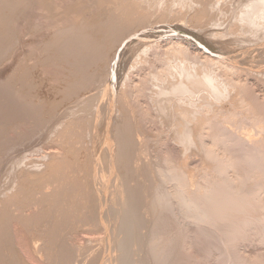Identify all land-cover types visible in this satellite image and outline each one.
<instances>
[{
    "label": "bare ground",
    "instance_id": "6f19581e",
    "mask_svg": "<svg viewBox=\"0 0 264 264\" xmlns=\"http://www.w3.org/2000/svg\"><path fill=\"white\" fill-rule=\"evenodd\" d=\"M93 1L94 0H0V64H3V62L6 63L7 60L5 61V59H14V54L17 53L14 59V62L16 60L15 68H13L14 70L11 71L10 74H7V76L5 75L6 78L5 80L3 79V83L2 80L0 82V95H2L3 98L2 99L0 96V100L2 99L0 103L6 101V103H4L8 104L5 107V104L1 105V103L0 105L2 109L4 107V110L8 105L10 108L12 105V110L9 109L10 113H14L18 109V112L15 114H10L9 112L4 114L2 113L4 110H0V116L3 118L2 121L4 123L12 120L10 121L11 123L13 122V118H17L14 120L16 123L14 122L15 125L12 127L14 131H11L9 128L12 132L9 131V133L12 137L16 134L15 137H11L12 139L9 137L11 140L7 139L9 135L7 134L8 132L6 133L7 135H5V133L3 134L4 131L8 130L6 128H2L3 132H0V166H3L6 162V165L8 164L10 167L5 171L8 182L5 184V193H3L6 197L0 200V214L2 213L3 216L6 214L7 216L8 214L13 215L17 212L19 215L15 214L14 219L16 217L25 227H28L30 224L32 229H37L38 233H36V237L38 234L39 240L36 242L37 244H35L37 245V249L39 248L38 251L40 253L42 252L41 255L44 256L43 258L46 259L45 261L51 264L57 261L56 264L76 263V256H78L76 255V248L72 247V244H69L70 242H68V239H71L72 237L70 236L74 235L76 231H81V229L92 231L89 230V228H98L99 231L101 229L108 233L106 240L108 244L113 242L114 251L116 252L113 260H110L112 264H207L208 259L213 257L214 253L216 254L217 251L220 252L219 255L218 252L216 254L218 256L216 260L219 264H263V261L261 262L260 259H257L258 257L251 259H248L246 256L244 257V255L239 253L238 247L242 245L241 243H245L247 240L250 241L249 239H251L252 236H257L256 238L264 243V202L262 199V195L264 197V142L259 140H257V142L256 140H248V144L249 142L251 143L249 145L250 147L245 145L246 148L249 147L247 152H245L246 148L244 146L245 150H243L245 154L239 156L240 160L238 159L239 161H237L236 156H232V153L238 150L234 151L235 149H233V152H230L231 149L225 142V140H229V137H226L227 131L224 130L225 128L222 130L223 127L221 126V123L224 121L225 124L229 123V126L230 123L231 125L233 124V121L229 120L228 122V119L225 118V120H223V115H221L222 112L216 111L217 114L220 113L222 122L220 124H211L213 126L210 125V127H207V124L204 122V124H206L204 128L209 130L205 132L206 130L204 131V128L203 131L200 128V131L203 133H200V131V134L196 132L198 134L196 136L198 139L195 136L193 137L201 144V146L199 145L200 147L203 146V154H206L204 156L212 159L211 161L215 160L214 162L216 163H214L215 166L212 172L216 170V175L218 176L220 174L219 176H222V178L219 177V182H215L216 177L213 178L212 180L215 179L214 183L211 184L209 181L211 185L208 183V186L202 182L200 185H205L207 188L204 186V188L201 189L202 186L199 188L198 186L200 185H197L198 182H195L194 187L190 184L188 173L182 168L183 166H177V163H174L168 154L166 156L167 158L165 156L164 158L160 156L162 162L153 166L152 163L154 164V162L145 161L150 155L147 153V141L143 140L147 133H142L143 131L140 132L143 127H141V125H146L145 123H148L146 121L149 120L152 122L155 118L154 116L151 120L149 119L151 116L153 117V115H151L153 110L150 111V105L145 104L146 106L144 107L146 109L138 108L141 102L140 100L142 99L143 101V98L147 100L146 97L151 99L156 98V103L152 101L155 104H153V106L155 107L157 105V113L168 118L167 121H169V126L171 131L173 130V134L176 136L175 138L179 141H187V138L189 140L193 133L188 129L187 123H191V121L196 118L199 113L198 106L201 105L199 104L197 106L196 100L198 101V98H205L204 100H206V98L212 96L219 100V98L224 97L227 92V85L231 87V85L237 84L236 79H240L237 78L239 75L235 76L236 83L233 81V75L239 73L242 68H240L237 63L231 65L225 63L223 61L225 58L222 56H214L215 58L208 56L204 59L205 69H196L195 64L197 65V63L195 62L198 57L195 59L188 55V51L186 52L187 47L184 48L185 46L182 44L183 38L178 35L169 39L161 38V41L156 40L154 43L149 40L141 41L135 45V47L133 46L134 48L132 47L131 52H129L131 53V57L135 55L138 59L140 56L144 57V55H149L147 70L145 71V68L141 66L139 69L137 68V71L135 70L136 74H134L132 73V69L136 65L132 64L125 74V79L123 77V82H121L120 86V72H114L115 68L113 65L117 57L119 58L121 56L118 50L122 46L128 45L126 42L129 37L145 29L156 30L160 27L159 25L169 23V19L174 22H176L175 20L177 19L178 22V18H183V15H180L182 11L180 9L184 8V13H186L188 9L190 12L193 5L197 6L196 13H194L192 17L191 15L193 12H190L191 15H189L190 13L184 15H189L187 19L192 18L191 21L190 19L187 20L191 23L190 27H193L200 33H205L208 38H213L211 41L215 40L218 36L220 39H223L221 37L222 35L216 34L218 31L214 32V30H216L215 26H218L216 15L218 14L219 16V14H223L222 12H225L227 10L226 7L229 6L225 5L226 9L223 11L220 6L221 4L224 6V0H181L178 11L176 10L177 8H174L176 10L175 12V10L170 9L168 5L160 8L159 5L162 4V0H97V14L94 12L95 14L91 16L88 15V18H83L82 15V17L80 16V18H77L80 12L86 9H83L85 4L87 5L85 7L88 8V3L90 4ZM102 6L105 7V9ZM93 7L92 5V8ZM99 7L103 8V12L100 11L102 10L101 8L99 10ZM156 9L157 14L154 11ZM193 9L194 8H192V10ZM230 10L231 17L227 19V28H224L225 25L223 26L225 30L228 29L227 32L232 31L233 33L235 31V33H237L236 31L239 29H242V31L245 30L244 27H253L254 25L255 28V25L257 27V23H264V0H232V8H230ZM67 12L69 14L71 13L70 18L66 16ZM71 15L74 19H71ZM85 15L87 16V14H84V16ZM221 17H223V15ZM233 21L242 23L243 26L239 24L231 25ZM189 22H187V24H190ZM52 24H54L53 27ZM57 25H60V27H56ZM262 28L264 29L263 26ZM223 31L221 30L222 33H224ZM261 32L263 31L261 30ZM232 33H230L232 35L231 38L235 35V33ZM227 34L228 37L230 34ZM224 36H226V33ZM228 40L231 39L228 38L227 41ZM234 40H236V37ZM215 41L217 42L218 39ZM222 41L224 42L222 44L228 46L227 41ZM231 42H234L233 39ZM187 45L188 44H186V46ZM114 48L115 52L113 51ZM125 48L123 47V49ZM17 49H23V51L20 52L17 51ZM112 51L113 54L111 56L110 53ZM192 52L195 53V51ZM143 57L139 59L142 61ZM202 57L200 59H202ZM237 57L240 56L226 58L229 61L233 60L235 62ZM146 59L147 58H145V60ZM188 59H190V61L193 60V62L196 60L194 62L195 64L193 62L188 63ZM49 61L51 64V61L60 62V66L62 65L65 68H61L66 72L63 73L64 75H61L62 77L60 76L62 78L60 80L62 81L61 84H63L61 88L58 87L59 81L57 82L58 88L56 89V87L52 88L51 86L45 87L43 85L44 82L42 83V80H40V76V79L38 78L37 70L40 67L39 65L43 63L42 65L45 66L46 62L49 63ZM200 61L197 62L202 64L203 60ZM14 62L12 61L11 63L14 64ZM223 64L229 65L224 68L226 78L224 79L222 77L223 83H221L218 74L215 73L217 74L216 76L212 71L215 67L212 70L210 69L214 65L223 67ZM261 64L262 63L259 65ZM60 66H57V68L60 69ZM200 66L199 64L198 67ZM47 67L49 66L47 65ZM57 68L55 67V69ZM261 69H263V67ZM6 70V72H8V69ZM33 71H36L38 81L32 79V82L30 80L29 77H32L30 75L33 74ZM243 73H245V71ZM34 75L35 74H33V76ZM241 81L242 80L238 81V84ZM242 83L243 89L247 81L246 83ZM102 84L103 88L100 91ZM238 84L237 87H239V91L242 92L239 86L241 84ZM97 86L100 87V95L105 102L99 105L95 104L97 105L95 106L93 103L94 100L97 103L98 97H96L97 95L94 92L97 91ZM154 87L156 89L155 92L153 91ZM245 87L247 86L245 85ZM150 90L152 93L154 92V95L148 96L150 93L147 94V92ZM205 90L208 91L209 95H204L206 92ZM249 96L245 95V97H243L248 98ZM251 97L250 99L253 98ZM235 100H237V98ZM232 102L234 101L232 100ZM117 104L118 107H116ZM227 107L230 108L232 106ZM93 108L95 109L93 110ZM232 109L234 108L232 107ZM237 110L236 106L234 112L239 113ZM3 114L19 116L8 117L7 115L2 116ZM223 114L225 115V113ZM229 114L232 115L231 112ZM230 115L229 117L233 120L234 118ZM5 117L8 118L5 120ZM26 117L31 121L28 122ZM204 117L205 116L202 118ZM211 117L209 122L206 119L205 121H207V123H210L211 120L212 122H216L215 120L217 118L215 116ZM225 117L227 118L228 116ZM104 118L106 119V132L105 138L102 137V146L104 147L103 152L105 153L101 155L97 153V149L93 144L90 145V140L88 143L91 148L88 147L86 138L92 134L91 132L95 128V123ZM161 118L160 120H162ZM247 118L245 119L246 121L244 120L245 123L247 122ZM22 119H24V123L26 120L27 125L29 123L30 127L20 131L18 125L22 123ZM203 120L204 119H202L201 122H203ZM137 121L139 124L142 123L138 125L140 128H137ZM154 121L155 120H153V122ZM244 121L242 124H244ZM4 123L1 124L4 125ZM260 123L262 122L260 121L259 124ZM1 124L0 126H2ZM11 124L5 126L7 127ZM193 124L196 126L197 121ZM204 124H202V127ZM153 125H155V122ZM218 125L221 126V128ZM16 126L18 127L16 128ZM43 128H46L45 136L50 138L49 141L52 148L51 151L46 152L47 155L42 154L40 156L41 159H39L45 167L43 171L44 174L33 180V176L35 175L33 174L34 172L31 171L34 167L31 171L26 169L30 163L26 162V160L29 159L27 152L33 148V146L29 147L30 144L38 141V138H36L37 140L35 139L36 141L34 138L39 135V132L42 131ZM240 129L238 130L240 131ZM158 130H156L157 133ZM2 134L7 137L4 138ZM249 136L250 135H248V137ZM230 137L233 144L232 138L235 136ZM90 138L92 139L93 137ZM206 138L207 141H205ZM40 139H42L41 141L44 140L43 138ZM240 144L242 145V143H239V145ZM217 147H221L220 151L223 150L224 152H219L221 153L219 154L217 152ZM145 156H147V158H145ZM209 158L208 160H210ZM234 159L236 161H234ZM155 162L158 163L157 161ZM242 164L245 165L246 168ZM99 166H102V168L104 166L109 170L114 182V186H112L113 190L109 197L107 195L108 192L106 193L109 187L107 186L105 190V180H103L106 177H104V173L102 174V171L99 170ZM30 167L28 166V168ZM106 171L105 173L107 174ZM230 171L233 172H231L233 174L231 177L228 175ZM207 178L208 177H206V179ZM197 180L199 179L197 178ZM202 180L205 181L204 178ZM202 180L199 181L201 182ZM147 182H150L152 185L146 184ZM35 183L40 184L39 191L34 188L36 186L34 185ZM50 183L56 185L52 186ZM45 184H50V186L53 187V189L51 188V193L48 191V187L46 188ZM150 185L155 186L154 189L151 188L153 189L151 192L149 190L151 187ZM67 193L71 195L70 197L74 194V198L72 197L74 201L72 198L69 199ZM68 199L72 201L67 202ZM44 201L45 203L47 201L48 205L45 207L48 211H50L49 208H54L53 211L51 208L52 215H49L51 211L50 213L48 212L49 214L46 213L47 210L45 209V211L43 209V205L39 207V210L40 212L43 210L44 214L38 211L39 216L37 215L36 220H33L30 216H24V212L27 208L31 205H34L36 208V205H42ZM50 202L52 205L51 207H49ZM72 203H75V205ZM78 207H80V209H78ZM250 208L252 210L255 208L260 211V213L262 212L261 216L253 217L250 214ZM79 210L82 213H80ZM76 212H79L80 215L77 216L78 218L75 216L73 220L71 215ZM11 215L7 217L11 218ZM43 215L49 216L45 219ZM3 216L1 218L5 220V223L10 220L6 216ZM30 218L32 221H30ZM70 219H72L73 222L69 221ZM68 221L71 223L69 224ZM169 221H172L175 225H173V227L177 229L175 231L173 230L172 233L178 232V235L174 236L175 233L168 235V227H170ZM4 222L1 225L5 224ZM32 222L34 223L33 225ZM5 226L6 225L2 227ZM2 227L0 226V228ZM3 230H0L2 236L3 232H5ZM32 233L30 234L32 235ZM6 235L7 233L4 234V239H6ZM200 237L202 240L205 239L208 243L205 241H203V243L205 242V244L210 247L209 249L207 246L205 250L206 254H203V258L198 256L199 254H196V251L193 250V247L196 245L195 243L198 242L196 240L201 239ZM33 239H35L34 236ZM0 240L3 241L2 238ZM2 241L0 242L2 243ZM39 241H41V244ZM4 242L7 243L8 241L4 240ZM1 243L0 246L2 245L3 248L4 246H6V249L9 248L7 247L8 243ZM12 247L14 248V246ZM105 247L108 249L107 245ZM103 249L104 252H106L105 248ZM3 251L4 250L1 252ZM6 251L7 250L4 252ZM81 253H79V256ZM0 254V264L16 263L14 262L16 259L15 256H13L14 253L11 256L8 255L9 257H6L3 253ZM36 254L38 255V253ZM1 256H5L6 258H1ZM105 256L104 258H106ZM12 257L15 259L13 260Z\"/></svg>",
    "mask_w": 264,
    "mask_h": 264
},
{
    "label": "rangeland",
    "instance_id": "374dc122",
    "mask_svg": "<svg viewBox=\"0 0 264 264\" xmlns=\"http://www.w3.org/2000/svg\"><path fill=\"white\" fill-rule=\"evenodd\" d=\"M96 2V4H95V2ZM93 2H91L90 4L88 3V8L87 7H85V6H87L86 4H85V6L83 7V9L84 8H86L84 11H81L80 12V14L77 16V18L79 17L80 18V16L82 15L83 16V18L85 17H87L88 18V15L89 16H91V15H93V14H97V12H98V10L96 11V9H98L97 7V5H98V1L97 0H94ZM183 1V0H182ZM184 1H186V0H184ZM181 2V0H162V4H160L159 5V7L161 8L162 6H166V5H168L169 7H170V9H172V10H175L176 8V10L178 11V9H179V3ZM95 4V5H94ZM91 5V6H90ZM92 5L94 6L93 8H95V9H93L92 8ZM171 5V6H170ZM223 5L224 6H222V4H221V8H222V10L223 11H225V9L227 8V12L225 11V12H222L223 14H219V16H218V14L216 15L217 16V25L218 26H215L216 27V30H214V32L215 31H218L216 34L218 35H222L221 37L223 38V39H220V37L218 36L215 40H217L218 39V41L216 42L215 40H213V41H211V39H213V38H211V37H209L208 38V36L204 33H200L198 30H196V29H194L193 27H190V25H191V23L189 22V21H187V20H189V19H187L188 18V16L189 15H191V13H192V15H191V17L193 16V14L194 13H196L195 11L197 10V6H195V5H193L192 7H191V10H190V12H189V9H188V11L186 12V13H184L185 11H183V10H185L184 8H182V9H180V10H182L181 12H180V15H183V18L181 17L180 19L178 18V22H177V19L175 20L176 22H174V21H172L171 19H169V23H166V24H163V25H159L160 27L158 28V29H156V30H152V29H145V30H142V31H139V32H137L136 34H134L133 36H131V37H129L128 38V41L126 42V44H128L127 46H122L118 51H120L119 53V55H121L119 58L117 57V59H116V61L113 63V65H114V72H117L118 73V71L120 72L119 73V86L121 85V82H123V77H124V79H125V74H126V72L130 69V67L132 66V64H134V65H136V66H134V68L132 69V73H134V74H136V71H137V68L139 69V67H144L145 68V71L147 70L146 68H147V65H148V63H147V61H148V56L146 55H144V57L143 56H140L139 58L141 59V57H143L142 58V61L139 59H137V57L135 56V55H132V57H131V53H129V52H131V49H132V47L134 46L135 47V45H137L138 43H140L141 41H153V43H154V41H161V38H166V39H169V38H173L174 36H176V35H178V36H180V37H182L183 38V42H182V44H183V46H185L184 48H188V50H187V48H186V52L188 53V55L190 56V57H192V58H195V59H197L196 57H198V59H197V61H200V60H203L202 62V64L204 65V59H206L208 56L209 57H211V58H215V57H218V56H222V57H224L225 59L223 60L225 63H229L230 65L231 64H238L239 66H240V68H242L244 71H245V73H243L244 71L241 69V71H239V73H237L236 75H233V81L235 82V76H241V77H237L239 80H237L236 79V81H237V84H238V81H240V80H242L239 84H241V85H239L240 86V88H241V90H242V92L241 91H239V87H237V84L236 85H231V87L229 86V85H227V92H226V95L224 96V97H221V98H219V100L218 99H215L213 96L212 97H209V98H206V100H204L203 98H198V101H200V102H202V103H200V102H198L197 100H196V105L198 106L199 104H201V105H199L198 107H199V109H198V114H197V116H196V118L194 119V120H192L191 121V123L189 122V123H187V127H188V129H190V132L191 133H193V134H191V136H190V139L188 140V138H187V141L186 140H178V139H176L175 137L176 136H174V134H173V130L171 131V128H170V126H169V121H167L168 120V118L167 117H165L164 115H162V114H159V113H157V105L154 107L153 106V104H154V102L156 103V98L154 99V98H148V97H146V99L147 100H145L144 98H143V101H142V99L140 100L141 102H140V105H138V108L139 109H146L144 106H146L145 104H147V105H150L149 107H150V111H152L151 112V115H153V117L150 115V114H148V115H150L151 116V118H149L150 120L152 119V118H154V116H155V118L153 119V120H155L154 122H155V125H153L154 124V122H153V120H152V122H150L149 120L148 121H146V122H148V123H145L146 125H141V124H139V122H138V124H136L137 125V128H140V127H138V125H141V130H140V132H142V133H144L145 132V138L143 139L144 141L146 140L147 141V144H146V146H147V153H148V158H147V156H145V158H147L145 161H151V162H154V164L152 163V166L153 165H155V164H159V163H161L162 161V158H164V156L166 157L167 156V154H168V156H170L171 158V160H173L174 161V163L176 162L177 163V166H179L180 165V167H182L187 173H188V178H189V182H190V184L191 185H193V187H194V185H195V182L197 183V185H200V184H202V182H203V184H207V186H208V183H209V181L211 182V184L212 183H214V180H215V182H219L220 181V179H219V177L220 178H222V176H217L216 175V170H215V172H212L213 171V169H214V166H215V164L214 163H216V162H214L215 160H213V161H211L212 159H210L209 157V159L210 160H208V158H206V156H204V155H206V154H203L204 152H203V146L202 147H200L201 146V144H199V142H198V140H196V136L198 135L197 133H199V131H200V128L202 129V131H203V128L204 127H206L205 125L207 124V127L209 126L210 127V125L211 124H214V123H216V124H220L222 121V117L220 116V113H216V111L217 112H219V111H221L222 113H221V115H223V120H225V119H228L227 121L229 122V120H231V121H233L232 123V125H231V123H230V126H229V123H221V126L223 127L222 128V130L224 129L225 131H229L228 133L226 132V134H227V136L226 137H229L228 139L229 140H225V142L227 143L226 145L228 146L229 145V147H230V149H231V153L233 152L232 150L233 149H235L234 151H236V150H238V151H236V152H234V153H232V156H236V160L237 161H239L240 159V157L239 156H241V155H243V154H245V152H247V149L250 147L249 145L251 144L250 142H249V144H248V140L250 141V140H256V142H257V140H259V141H263L264 142V29L262 28V26L264 27V23L263 22H259V23H257V27H256V25H255V28H254V25H253V27L252 26H248V27H244V29L245 30H243L242 31V29H239V30H237L236 32L237 33H235V31L233 32V33H235V35H233V38H231L232 37V35L230 34V33H232V31H228L227 32V30L228 29H224V28H227V25H228V22H227V19H230L229 17H231V13H230V8H232V0H224L223 1ZM225 5H227V6H229V7H226ZM103 7V6H102ZM99 7V10H100V8L102 9V10H100V11H102L103 12V8L105 9V7ZM226 7V8H225ZM92 10H90V9ZM175 8V9H174ZM192 8H194L193 10H192ZM215 8H216V6H215ZM229 8V9H228ZM90 10V11H89ZM94 10V11H93ZM176 10H175V12H176ZM229 10V11H228ZM87 11V12H86ZM90 13H89V12ZM99 11V12H100ZM155 12H156V14H157V9L156 10H154ZM84 12V13H83ZM95 12V13H94ZM154 12V13H155ZM83 13V14H82ZM89 13V14H88ZM189 14V15H186V16H184L185 14ZM226 13V14H225ZM68 14V15H67ZM71 14V13H70ZM70 14L67 12L66 13V16L67 17H69L70 18ZM84 14H87V16L85 15L84 16ZM223 15V17H221ZM81 16V17H82ZM222 18V19H221ZM71 19H74L73 17H72V15H71ZM76 19V18H75ZM186 19V20H185ZM192 19V18H191ZM191 19H190V21H191ZM185 21V22H184ZM187 22H189L190 24H187ZM233 24H239V25H242L243 26V24L242 23H236V22H234L233 21V23L231 22V25H233ZM262 26H261V25ZM225 25V26H224ZM245 25V24H244ZM54 26V24H52V27ZM179 27V29H178V27ZM182 26V27H181ZM223 26H224V28H223ZM56 27H60V25H57ZM156 27H157V25H156ZM164 27V28H163ZM177 27V28H176ZM249 27H250V29H249ZM261 27V28H260ZM219 28V29H218ZM251 28H253V29H251ZM247 29H249V30H247ZM221 30L224 32V33H222L221 32ZM252 30H255V31H252ZM258 32H257V31ZM261 30L263 31V32H261ZM153 31H155V32H153ZM260 31V32H259ZM239 32V33H238ZM253 32V33H252ZM257 32V33H256ZM225 33H226V36H224L225 35ZM227 33H229L230 35L227 37ZM232 33V34H233ZM255 33V34H254ZM261 33V34H260ZM239 34V35H238ZM258 34V35H257ZM256 35V36H255ZM156 36H157V38H156ZM236 37V40H234L235 39V37ZM243 36V37H242ZM258 36V37H257ZM226 37V38H225ZM231 39V40H228L227 41V39ZM239 38V39H238ZM242 38V39H241ZM262 38V39H261ZM160 39V40H159ZM210 39V40H209ZM232 39H233V41L234 42H231L232 41ZM220 40H221V42H220ZM222 40H224V41H227V44H228V46H225L224 44H222V43H224ZM242 40V41H241ZM253 40H254V42H253ZM163 41V40H162ZM212 42V43H211ZM249 42V43H248ZM152 43V44H153ZM226 43V42H225ZM232 43V44H231ZM234 43V44H233ZM237 43H238V45H237ZM257 43V44H256ZM186 44H188L187 46H186ZM234 46V47H233ZM123 47L125 48V49H123ZM131 47V48H130ZM133 47V48H134ZM116 48V47H115ZM115 48H114V52H115ZM195 48V49H194ZM124 50V51H122V50ZM197 49V50H196ZM200 49V50H199ZM17 51H23V49H17ZM17 51H15V52H17ZM113 51L110 53L111 54V56H112V54H113ZM190 51V52H189ZM192 51H195V53L194 52H192ZM230 51V52H229ZM124 52V53H123ZM212 52V53H211ZM191 53H193V54H191ZM198 53H199V55H198ZM228 53V54H227ZM247 53V54H246ZM16 54V55H15ZM14 54V59L16 58V56H17V53H15ZM196 54V55H195ZM237 54V55H236ZM123 55V56H122ZM130 55V56H129ZM195 55V56H194ZM198 55V56H197ZM201 55V56H200ZM207 55V56H206ZM226 55V56H225ZM229 55V56H228ZM200 56V57H199ZM203 56V57H202ZM205 56V57H204ZM215 56V57H214ZM231 56V57H230ZM236 56H240V57H237L236 59H235V62L232 60V61H229V60H227V58H234V57H236ZM243 56V57H242ZM202 57V59H200ZM227 57V58H226ZM13 58V57H12ZM41 58V57H40ZM145 58H147L146 60H145ZM14 59H5V61H6V63L5 62H3V64H0V73H2V74H0V82H1V80H2V83H3V81L5 80V78H6V76H7V74H10L11 73V71H13L14 69L13 68H15V62H16V60H15V62H14ZM122 59V60H121ZM136 61H135V60ZM194 59V60H195ZM200 59V60H199ZM238 59H244V60H238ZM192 60V59H191ZM226 60V61H225ZM8 61H9V64H8ZM14 62V64L13 63H11V62ZM137 62V63H135V62ZM196 61V60H195ZM194 61V62H195ZM195 62V63H197V65L193 62V60L192 61H190V59H188V63L189 62H193L194 64H195V67H196V69H199V70H202V69H205V65L203 66L200 62ZM237 61V62H236ZM243 61V62H242ZM41 62V61H40ZM52 62V64L50 63V61H49V63L48 62H46V64H45V66L44 65H42V64H40L39 66V68H38V70H37V73H38V78H39V76H40V80H42V83H43V85L46 87V86H48V87H52V88H55L56 87V89L58 88V87H62V85L63 84H61V82L62 81H60L62 78V76L61 75H64L63 73H66L65 71H63L65 68L61 65L60 66V62H55V61H51ZM240 62H241V64H240ZM2 63V62H1ZM54 63V64H53ZM57 63V64H56ZM125 63V64H124ZM130 63H131V65H130ZM139 63V64H138ZM140 63H141V65H140ZM146 63V64H145ZM224 63V64H225ZM257 63H262L261 65H259V64H257ZM8 64V65H7ZM120 66H119V65ZM124 64V65H123ZM143 64V65H142ZM194 64H193V66H194ZM199 64L201 65L200 67H198L199 66ZM223 64V67H218L219 65H214V66H212L211 67V69L210 70H212L214 67L216 68H214L212 71L214 72V74L215 73H217L218 74V76H219V81L221 80V83H223V78L225 79L226 78V76H225V67L227 66V65H229V64H226V65H224ZM6 65V66H5ZM10 65V66H9ZM12 65V66H11ZM47 65L49 66V67H47ZM57 68V66H60L59 68L60 69H55V67ZM250 65V66H249ZM259 65V66H258ZM3 66H5V67H3ZM51 66V67H50ZM53 66V67H52ZM138 66V67H137ZM243 66V67H242ZM255 66H256V68H255ZM261 66V67H260ZM3 67V68H2ZM11 69H10V68ZM118 67H120V68H118ZM122 67H123V69H122ZM257 67H259V68H257ZM263 67V69H261ZM61 68H64L63 70L61 69ZM126 68V69H125ZM201 68V69H200ZM6 69H8V72H6L7 70ZM125 69V70H124ZM261 69V70H260ZM3 70V71H2ZM136 70V71H135ZM254 71V72H253ZM6 74H5V73ZM40 72V73H39ZM123 72V73H122ZM259 72H261V73H259ZM221 73H222V75H221ZM241 73H243V74H241ZM252 75H251V74ZM33 74H35L34 76H33ZM33 74L32 75H30V76H32V77H34V78H32V77H29L30 78V80L33 82V80L32 79H35L34 81H38L37 80V77H36V71H33ZM54 74V75H53ZM57 74H60V75H57ZM217 74H215L216 76H217ZM244 74H245V76H244ZM6 75V76H5ZM57 75V76H56ZM121 75H122V77H121ZM61 76V77H60ZM221 76V77H220ZM36 77V78H35ZM60 77V78H59ZM223 77V78H222ZM45 78V79H44ZM4 79V80H3ZM254 79V80H253ZM54 80V81H53ZM56 81V82H55ZM59 81V82H58ZM246 81H247V83H246ZM256 81V82H255ZM57 82H58V87H57ZM234 82H232V83H234ZM242 82H244V83H246V84H244V87H245V85L248 87V89H249V91H248V89H247V87H243V89H242ZM55 83V84H54ZM60 83V84H59ZM236 83V82H235ZM259 83V84H258ZM52 84V85H51ZM261 84V85H260ZM1 85V84H0ZM101 86V85H100ZM229 86V87H228ZM236 88H235V87ZM98 88H97V91H95L94 93L97 95L96 97H98L97 98V103H96V101L94 100V105L95 104H101V103H103V102H105L102 98H101V95H100V91H101V89L103 88V84H102V86H101V88L99 87V86H97ZM262 87V88H261ZM99 88H100V91H99ZM257 88V89H256ZM154 90V92H155V87L153 88ZM0 90H1V88H0ZM206 91V90H205ZM154 92L152 93V91L150 90L149 92H147V94L148 93H150L148 96H152V95H154ZM207 92V93H206ZM205 92V94L204 95H206V94H208L209 95V93H208V91H206ZM244 92V93H243ZM253 93V94H252ZM249 94H250V96H249ZM99 95V96H98ZM232 95V96H231ZM239 95V96H238ZM245 97V95L246 96H249L248 98L246 97V98H244L243 96ZM1 96V98H2V95H0ZM235 96V97H234ZM253 98H252V97ZM99 97H100V99H99ZM250 97L252 98V99H250ZM256 97V98H255ZM213 100H212V99ZM237 98V100H235ZM242 98V99H241ZM3 99V98H2ZM2 99L0 100V101H2ZM102 99V100H101ZM247 99V100H246ZM215 100V101H214ZM218 100V101H217ZM232 100L234 101V102H232ZM249 100V101H248ZM257 100V101H256ZM4 101V100H3ZM102 101V102H101ZM146 101V102H145ZM148 101V102H147ZM152 101H154V102H152ZM206 101V102H205ZM238 101V102H237ZM5 103H6V101H4ZM0 103L1 105H3V104H5V103ZM150 102V103H149ZM229 102V103H228ZM258 104H257V103ZM223 103V104H222ZM233 103H235V104H233ZM236 103H237V105H236ZM243 103V104H242ZM255 103V104H254ZM261 103V104H260ZM8 104V103H7ZM7 104H5L4 105V107L7 105ZM144 104V105H143ZM1 105H0V108H1ZM155 105V104H154ZM204 105V106H203ZM206 105V106H205ZM223 105V106H222ZM243 105V106H242ZM95 106H97V105H95ZM94 106V107H95ZM152 106V107H151ZM226 106V107H225ZM227 106H232L234 109H232V107H230V108H228ZM236 106H237V111L239 112V113H236V112H234V110H236ZM254 106V107H253ZM260 106V107H259ZM3 107V106H2ZM4 107H3V109L1 108L0 110H4ZM14 107H16V106H14ZM116 107H118V104L116 105ZM219 107V108H218ZM243 107V108H242ZM256 107V108H255ZM8 108V109H7ZM208 108V109H207ZM215 108H216V110H215ZM228 108V109H227ZM247 108H248V110H247ZM251 108V109H250ZM254 108V109H253ZM9 109H11L12 110V105H11V108L9 107V105H8V107H6L5 108V110H4V112H2V113H8L9 112ZM15 109V108H14ZM13 109V110H14ZM95 108H93V110H94ZM206 109V110H205ZM223 109V110H222ZM231 109H232V111H231ZM239 109H240V111H239ZM261 111H260V110ZM8 110V111H7ZM10 110V111H11ZM18 110V109H17ZM13 111L14 113H10V114H15L16 112H18V111ZM138 110V109H137ZM200 110V111H199ZM211 110H213V111H211ZM245 110V111H244ZM6 111V112H5ZM206 111H207V113H206ZM259 111V112H258ZM138 112V111H137ZM201 112V113H200ZM213 112V113H212ZM231 112V114L232 115H230L229 113ZM247 112V113H246ZM156 113V114H155ZM204 113V114H203ZM223 113H225V115L223 114ZM236 113V114H235ZM241 113V114H240ZM260 113V114H259ZM1 114V113H0ZM2 115V116H6V115ZM10 114L9 115H7L8 117L10 116ZM18 114V113H17ZM117 114V113H116ZM155 114V115H154ZM214 114H217V115H214ZM226 114H229L230 116H232L234 119L232 120L230 117H229V115H226ZM263 114V115H262ZM147 115V116H148ZM210 115V116H209ZM233 115H235V116H233ZM11 116H19V115H11ZM10 116V117H11ZM149 116V117H150ZM203 116H205L204 118H202ZM211 116H215L218 120H219V122H218V120L216 119L215 121L216 122H212V120H211V122L210 123H207V121L209 122V120L212 118ZM225 116H228L227 118L225 117ZM249 116V117H248ZM8 117H5V120L8 118ZM89 118H91L90 116H88ZM157 117V118H156ZM162 117V118H161ZM207 117V118H206ZM211 117V118H210ZM220 117V118H219ZM248 117V118H247ZM2 117L0 116V121H2L3 120V118L1 119ZM160 118L162 119V120H160ZM200 118H202V119H204L203 120V122H201L202 121V119H200ZM225 118V119H224ZM247 118V122L245 123V119ZM250 118V119H249ZM11 119V118H10ZM17 119V118H16ZM15 118H13V122H11V123H13V124H11L10 123V121H12V120H10V121H8L7 123L5 122H0V124L2 123H4V125H2V126H0V128H1V130H0V132L2 131L3 132V130H2V128L3 129H8L7 131H4L3 132V134L5 133V135H7V134H9L8 135V138L7 139H10L12 136H11V134L9 133V131L11 130H13V126L15 125L14 124V122L16 123V121H14V120H16ZM25 119V118H24ZM24 119H22L23 121H22V125L20 124V125H18V126H16V128L18 127V129L20 130V131H23V129H27V128H29L30 127V124L28 123V125H27V122H26V120L28 119L27 117H26V120H25V123H24ZM199 119H200V121H199ZM205 119L207 120V121H205ZM213 119H214V117H213ZM259 119V120H258ZM4 120V121H5ZM163 120H164V122H163ZM245 120V121H244ZM258 120V121H257ZM28 122L29 121H31V120H27ZM103 121L104 122V124H103V122H102V124H101V122ZM100 121H98V122H96L95 123V128H94V130L90 133L91 135H89L88 136V138H86L87 139V141H86V144L89 142V140H90V145L91 144H93L95 147H96V151H97V153L98 154H101V155H104V154H102V153H105V152H103V146H102V142H103V138H105L104 136H105V132H106V119L104 118V119H102V120H100ZM197 121V124H196V126H195V124H193V123H195ZM230 121V122H231ZM239 121V122H238ZM244 121V124H242V122ZM251 121V122H250ZM256 121V122H255ZM262 122V123H260L259 124V122ZM19 122V121H18ZM167 122V123H166ZM200 122V123H199ZM204 122L206 123V124H204ZM250 122V123H249ZM253 122V123H252ZM255 122V123H254ZM11 124L10 126H5V125H9V124ZM24 123V124H23ZM241 123V124H240ZM249 123V124H248ZM27 126H26V125ZM96 124H97V126H98V128H97V126H96ZM191 124V125H190ZM194 126H193V125ZM202 124H204V126L202 127ZM216 124H215V126H216ZM223 124H225V125H223ZM248 124V125H247ZM252 124H254V125H252ZM157 125V126H156ZM4 126V127H3ZM100 126V127H99ZM145 126V127H144ZM147 126H148V128H147ZM150 126V127H149ZM159 126V127H158ZM211 126H213V125H211ZM219 126V125H218ZM221 126H219L220 128H221ZM232 126V127H231ZM248 126V127H247ZM22 127H24V128H22ZM168 127V128H167ZM194 129H193V128ZM217 127V126H216ZM240 127H241V129H240ZM244 127V128H243ZM248 129H247V128ZM250 127H252V128H250ZM9 128H10V130H9ZM12 128V129H11ZM100 128V129H99ZM148 130H146V129ZM152 128V129H151ZM162 128V129H161ZM45 129L46 128H43L42 129V131H40L39 132V137L37 136V137H35L34 138V140L36 139V138H38V141H36L37 143H39V142H41V143H39V144H37L36 142H33V143H31L30 144V146L29 147H32L33 146V148L29 151V152H27L28 153V157H29V159H27L26 160V162H30L29 164L31 165V167H30V165L28 164V166L31 168H28V166H27V170H29V171H31L32 170V168H33V170L31 171V172H34L33 174L35 175V176H33L34 178H33V180L36 178H39V176H41V175H43L44 173H43V171L45 170V167L42 165V162H40V160L39 159H41L40 158V156L43 154V155H47L46 154V152H48V151H51V148H52V145H51V143H50V141H49V139L50 138H48L47 136H45ZM99 129V130H98ZM143 129V130H142ZM159 129V130H158ZM238 129H240V131L238 130ZM95 130H96V133H95ZM156 130H158V133H157V131ZM169 130V131H168ZM191 130H193V131H191ZM206 130V128H204V131ZM209 130V129H208ZM208 130H206L205 132H207ZM236 130V131H235ZM10 131V132H11ZM14 131V130H13ZM25 131V130H24ZM171 131V132H170ZM231 131V132H230ZM239 131V132H238ZM253 131V132H252ZM8 132V133H7ZM97 132H98V134H97ZM104 132V133H103ZM197 132V133H196ZM204 132V133H205ZM260 132V133H259ZM7 133V134H6ZM12 133V132H11ZM14 133V132H13ZM95 133V134H94ZM100 133V134H99ZM156 133V134H155ZM167 133H169V134H167ZM200 133H203V132H201L200 131ZM199 133V134H200ZM235 133V134H234ZM256 133H257V135H256ZM2 134V135H3ZM43 134H44V136H43ZM173 134V135H172ZM225 134V133H224ZM225 134V135H226ZM230 134V135H229ZM250 135L249 137H248V135ZM16 135V134H15ZM15 135H13V137H15ZM41 135H42V137H41ZM99 136V137H97V136ZM241 135V136H240ZM254 135V136H253ZM101 136V137H100ZM193 136H195L196 138H194ZM230 136H235L234 138H232L233 139V144H232V141H231V137ZM237 136V137H236ZM3 137L4 138H6L4 135H3ZM2 137V138H3ZM10 137V138H9ZM12 137V138H13ZM90 137H93L92 139L90 138ZM103 137V138H102ZM148 137V138H147ZM225 137V136H224ZM251 137V138H250ZM263 137V138H262ZM11 138V139H12ZM40 138H43L44 140L43 141H41L42 139H40ZM96 138V139H95ZM101 138H102V140H101ZM159 138V139H158ZM10 139V140H11ZM40 139V140H39ZM164 139V140H163ZM168 139V140H167ZM192 139V140H191ZM194 139V140H193ZM198 139V138H197ZM225 139H227V138H225ZM236 139H237V142H236ZM33 140V141H34ZM48 140V141H47ZM96 140V141H95ZM167 141V142H166ZM170 141V142H169ZM186 141V142H185ZM205 141H207V138L205 139ZM209 141V140H208ZM239 141V142H238ZM243 141V142H242ZM246 141V142H245ZM44 142V143H43ZM160 142V143H159ZM194 142V143H193ZM198 142V143H197ZM229 142H231V143H229ZM37 144V147H36V144ZM43 143V144H42ZM89 143L87 144L88 145V147H90L91 148V146L89 145ZM95 143V144H94ZM146 143V142H145ZM207 143V142H206ZM237 143V144H236ZM239 143H242V145L240 144L239 145ZM243 143H244V145H243ZM245 143H247V144H245ZM153 144V145H152ZM168 144H170V145H168ZM184 144V145H183ZM237 146H236V145ZM35 145V146H34ZM166 145H168V146H166ZM200 145V146H199ZM232 145V146H231ZM245 145H247V146H249L248 148H246V146ZM164 146V147H163ZM170 146V147H169ZM235 148H234V147ZM240 146V147H239ZM244 146H245V148H246V150H245V148H244ZM220 148L221 147H217V152L219 153V152H222L223 150H221L220 151ZM35 149H36V151H35ZM37 149H38V151H37ZM152 149V150H151ZM159 149V150H158ZM202 149V150H201ZM245 150V152H244V150ZM47 150V151H46ZM167 150V151H166ZM34 151V152H33ZM102 151V152H101ZM163 151V152H162ZM164 151H166V152H164ZM169 151V152H168ZM173 151H174V153H173ZM31 152V153H30ZM181 152V153H180ZM200 152V153H199ZM224 152V151H223ZM222 152V153H223ZM243 152V153H242ZM41 153V154H40ZM158 153V154H157ZM162 154V155H160V154ZM165 153H166V155H165ZM164 154V155H163ZM175 154V155H174ZM219 154H221V153H219ZM27 155V154H26ZM100 155V156H101ZM162 158H161V157ZM238 156V157H237ZM31 157V158H30ZM39 157V158H38ZM172 157H174V158H172ZM176 157V158H175ZM6 158V157H5ZM144 158V157H143ZM167 158V157H166ZM33 161H32V160ZM150 159V160H149ZM153 159V160H152ZM178 159V160H177ZM234 159V161H236ZM239 159V160H238ZM159 160V161H158ZM176 160V161H175ZM7 161V160H6ZM155 161H157L158 163H156ZM210 161V162H209ZM212 162V163H211ZM34 163V164H33ZM39 164V165H38ZM189 164V165H188ZM6 162H5V164L2 166H0V200L1 199H3L4 197H6L3 193H5L4 192V188H5V184H7V182H8V178H7V176H6V174H5V171L6 170H8L10 167H9V165L7 164L6 166ZM41 165V166H40ZM243 165V164H242ZM36 166V167H35ZM105 166V165H104ZM103 166V168H102V166L100 167L99 166V170L100 171H102V174L104 175V177H106V178H104L103 180H105V182H104V185H105V190H106V188H107V186L109 187V189L107 188V190H106V193L108 192V197L110 196V193H111V191L113 190V187L112 186H114V182H113V180H112V177H111V174L109 173V170L106 168V167H104ZM188 166V167H187ZM244 167H245V165H243ZM5 167V168H4ZM43 167H44V169H43ZM105 168V169H104ZM246 168V167H245ZM5 169V170H4ZM103 169V170H102ZM191 169V170H190ZM215 169H216V167H215ZM35 170V171H34ZM106 170H108V171H106ZM40 171V172H39ZM105 171L107 172V174L105 173ZM232 171H230L229 173H228V175L231 177V176H233V172L231 173ZM110 174V175H109ZM210 174V175H209ZM216 176H215V175ZM111 178V180H110V178ZM205 176V177H204ZM206 177H208L207 179H206ZM216 177V178H215ZM252 177H253V175H252ZM4 178V179H3ZM108 178V179H107ZM197 178L199 179V180H202L203 178L205 179V181L204 180H202L201 182L199 181V180H197ZM213 178H215L214 180H212ZM211 179V180H210ZM219 179V180H218ZM196 180V181H195ZM206 180H207V183H206ZM3 181V182H2ZM107 181V182H106ZM36 182V181H35ZM205 182V183H204ZM106 183V184H105ZM108 183V184H107ZM110 183V184H109ZM113 183V184H112ZM38 184V185H37ZM35 183L34 185H36L34 188L37 190V191H39L40 190V184L39 183ZM51 184V183H50ZM50 184H45V186H46V188L48 187V191L50 192L52 189H53V185H56V184H51L52 186H50ZM146 184H151L150 182H147ZM210 184V183H209ZM210 184V185H211ZM110 185V186H109ZM152 185V184H151ZM150 185V186H151ZM196 185V186H197ZM205 185H200V186H198L199 188H201V186H202V188L201 189H203L204 188V186ZM42 187L44 186V185H41ZM44 186V187H45ZM154 187L155 186H151L150 188H149V190H150V192L151 191H153V189H154ZM52 188V189H51ZM151 188H153V189H151ZM205 188H207L206 186H205ZM3 191V192H2ZM51 193V192H50ZM78 193V192H77ZM149 193V192H148ZM68 194V193H67ZM264 194V193H263ZM71 195L70 194H68V197H69V199L70 198H74V194H72V197H70ZM67 197V198H68ZM72 198V200L74 201V199ZM68 199V201L67 202H71L72 200H69ZM262 199H263V202H264V197H263V195H262ZM49 202V201H48ZM71 204V203H70ZM72 204H74L75 205V203H72ZM41 205V204H40ZM38 206V205H36L37 207L35 208V206L33 205H31L29 208H27L26 210H25V212H24V216L26 217H28V216H30L31 218H33V220H36V218H37V215L39 216V212H40V210H39V207H42L43 205H44V207H43V209L45 210H47V208L45 207V206H47L48 204H47V201H46V203H45V201H44V204L42 203V205L41 206ZM52 205H51V202H50V204H49V207H51ZM52 208V211H53V207H51ZM51 208H49V210L51 211ZM78 209H80V207H78ZM41 210H42V208H41ZM45 210V211H46ZM39 211V212H38ZM50 211H48L47 210V212L46 213H50ZM52 211H51V213L49 214V215H52L53 213H52ZM38 212V213H37ZM42 212H43V210H42ZM42 212H40V213H42ZM79 212H80V210H79ZM79 212L76 214V213H74L73 215H71V217H72V219L74 220L75 219V216H76V218H78L77 216H79L80 214H79ZM29 213V214H28ZM80 213H82V212H80ZM15 214H17V215H19V213H17V212H15L13 215H11V218H12V220H11V218H8L7 216H9L10 217V215L8 214L7 216H6V214H4V216H6L8 219H10V220H8V222H6V223H9V224H6L4 221V219L3 218H1L2 216H3V214L1 213L0 214V218L1 219H3V220H1L0 222V226L2 227V226H4V225H6L5 227H2L3 229H5V230H3L2 228H0V230H3V231H5L6 233H7V235H6V239H4L5 237H3L4 236V234H6L5 232H3V236L1 235L2 234V232L0 231V235H1V238L3 239V241L2 240H0V241H2V243L1 244H7V247H9V248H7L6 249V246H4V248L2 247V245L0 246V250L2 249V250H7L6 252H1L0 251V253H3V255H5L6 257L9 255V256H11L13 253V256H15V258L17 259H13V257H12V259L14 260V262H16L15 264H51V263H49V262H47V261H45L46 259H44L43 257V255H41L42 254V252L40 253L39 251H38V249H37V243L36 242H38V240H39V237H38V234H37V237H38V239H37V237H36V233H38V230L37 229H35V228H33L32 229V226L29 224V226L27 227H25L24 226V224L22 225V222H19L17 219H16V217H15V219H14V215ZM34 216H33V215ZM42 214H44V212L42 213ZM41 214V215H42ZM250 214L253 216V217H259V216H261V214H262V212L260 213V211H258L257 209H255V208H253V210L250 208ZM40 215V216H41ZM46 215V214H45ZM45 215H43V216H45ZM49 215H47V216H45L44 218L46 219ZM3 216V217H4ZM36 216V217H35ZM74 216V217H73ZM35 217V218H34ZM7 218H5V219H7ZM31 218H30V221H32L31 220ZM43 218V219H44ZM72 219H70L69 221H72L73 222V220ZM10 221V222H9ZM68 221V223L70 224L71 222H69ZM5 223V224H3V225H1L2 223ZM34 222V221H33ZM32 222V225L35 223H33ZM31 223V222H30ZM8 225V226H7ZM172 225V226H171ZM173 225H174V223L172 222V221H169V226L170 227H168V235H170L172 232H173V230L175 231V230H177L176 229V227H173ZM31 226V227H30ZM175 226V225H174ZM6 227H8V228H6ZM30 227V228H29ZM23 228V229H22ZM24 228H26V229H24ZM30 229V230H28V229ZM35 229V230H34ZM86 229V228H85ZM88 229V228H87ZM172 229V230H171ZM89 230H92V231H87V230H82L81 229V231H76L75 232V234L74 235H71L70 237H72L71 239L69 238L68 240V242H70L69 244L71 245H73L72 247H74V248H76V252L78 253H76V255H78V256H76V258H77V262L76 263H74V264H112V260H113V257H114V254H116V252L114 251V244H113V242H110L109 244H108V241L106 240V238L108 237V233L106 232V231H103V230H101L100 229V231H99V229L97 228V229H90L89 228ZM94 230V231H93ZM95 230H97V231H95ZM12 231V232H11ZM27 231V232H26ZM30 231V232H29ZM37 231V232H36ZM86 231V232H85ZM25 232V233H24ZM29 232V233H28ZM34 234H33V233ZM143 232V231H142ZM30 233H32V235L30 234ZM175 233V232H174ZM174 233H172V234H174ZM9 234V235H8ZM31 235V236H29V235ZM85 237H84V236ZM176 235H178V232H176L175 234H174V236H176ZM12 236V237H11ZM33 236H34V238L36 239H33ZM107 236V237H106ZM9 237V238H8ZM97 237V238H96ZM170 237V236H169ZM255 237V238H254ZM252 236L251 237V239H249L250 241H245V243L243 242V243H241L242 245H239V247H238V250H239V253H241L242 255H244V257L246 256L248 259L250 258H254V257H258L257 259H260V261L264 264V243H262V241L260 242L259 240L260 239H258V238H256L257 236ZM0 238V239H1ZM8 238V239H7ZM14 238V239H13ZM30 238V239H29ZM199 238V237H198ZM201 238V237H200ZM253 238V239H252ZM9 239H10V241H11V243H10V241H9ZM33 239V240H32ZM258 239V240H257ZM4 240H7L8 242L6 243V242H4ZM199 240H200V242H199ZM254 240V241H253ZM35 241V242H34ZM105 241V242H104ZM107 241V242H106ZM196 241H198L197 243H198V245H197V243H195L196 245H195V247H193L194 249L193 250H195L196 252V254H199L198 256H200V257H202L203 258V256L206 254V249H207V244H205V242L206 243H208L207 241H205V239H203L202 240V238L201 239H197ZM203 241H205L204 243H203ZM99 242V243H98ZM253 242V243H252ZM259 242V243H258ZM36 243V244H35ZM39 243L41 244V241H39ZM38 243V244H39ZM106 243V244H105ZM203 243V244H202ZM249 243V244H248ZM14 244V245H13ZM94 244V245H93ZM205 244V246L203 247V245ZM257 244V245H256ZM9 245V246H8ZM93 245V246H92ZM102 245V246H101ZM108 246V249H107V247H105V246ZM111 245V246H110ZM252 245V246H251ZM12 246H14V248L11 247ZM197 246V247H196ZM201 247V248H200ZM261 247V248H260ZM36 248V249H35ZM77 248H78V251H80V252H78L77 251ZM90 248H92V249H90ZM103 248H105V251L106 252H104V249ZM110 248V249H109ZM208 248L210 249V247L208 246ZM242 248V249H241ZM245 248V249H244ZM248 248V249H247ZM8 249H10V250H8ZM17 249V250H16ZM108 251H107V250ZM203 249H204V251H203ZM258 249V250H257ZM14 250V251H13ZM83 250V251H82ZM89 250V251H88ZM91 250V251H90ZM200 252H199V251ZM202 250V251H201ZM11 251H13V252H11ZM87 251V252H86ZM111 253H110V252ZM197 251H198V253H197ZM260 251V252H259ZM10 252V253H9ZM82 252V253H81ZM86 252V253H85ZM95 252V253H94ZM102 252V253H101ZM108 252V253H107ZM202 252H204V253H202ZM218 252V255H219V251H217ZM217 252H216V254H217ZM7 253V254H6ZM36 253H38V255L36 254ZM75 253H74V255H75ZM79 253H81L80 254V256H79ZM106 253H107V255H106ZM84 256H83V255ZM104 254V255H103ZM112 254V255H111ZM201 254V255H200ZM204 254V255H203ZM215 253H214V255H213V257H210L209 259H208V262H207V264H219V262L216 260V257L218 258V256L216 255ZM1 255V254H0ZM86 255V256H85ZM89 255V256H88ZM96 255V256H95ZM106 255V256H105ZM4 256V257H5ZM8 256V257H9ZM18 256V257H17ZM92 256H93V258H92ZM98 256H99V258H98ZM101 256V257H100ZM103 256V257H102ZM104 256L106 257V258H104ZM110 258H109V257ZM3 256H1V258H4ZM5 257V258H6ZM112 257V258H111ZM263 257V258H262ZM11 258V257H10ZM43 258V259H42ZM104 258V259H103ZM108 258H109V260H108ZM255 258V259H256ZM41 259V260H40ZM89 259V260H88ZM107 259V260H106ZM112 259V260H111ZM214 259V260H213ZM105 260V261H104ZM111 260V261H110ZM44 261V262H43ZM60 261V260H59ZM78 261H79V263H78ZM213 261V262H212ZM217 261V262H216ZM58 262V261H57ZM56 262V263H57ZM95 262V263H94ZM56 263H54V264H56ZM61 264V263H60ZM63 264V263H62Z\"/></svg>",
    "mask_w": 264,
    "mask_h": 264
}]
</instances>
